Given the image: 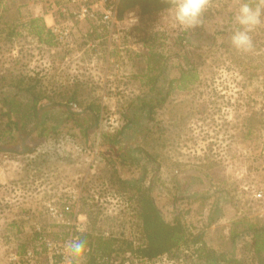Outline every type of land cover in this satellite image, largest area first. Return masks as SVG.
Returning <instances> with one entry per match:
<instances>
[{
	"label": "rangeland",
	"instance_id": "rangeland-1",
	"mask_svg": "<svg viewBox=\"0 0 264 264\" xmlns=\"http://www.w3.org/2000/svg\"><path fill=\"white\" fill-rule=\"evenodd\" d=\"M4 1L11 12L0 18V146L19 152L0 151V264H21L11 252L31 248L47 264L37 226L57 227L48 233L56 239L67 233L46 212L49 199L69 217L80 214L83 232L136 239L130 184L150 185L168 220L181 213L210 245L261 264L264 254L253 253L242 230L248 221L264 222V196L257 195L264 189V16L245 53L231 44L241 0H211L202 24L188 30L175 22L172 6L146 15L136 7L123 18L117 11L109 25L62 12L66 0ZM36 1L45 12L55 9L68 36L53 32L45 44L21 25L18 7ZM8 25L19 32L6 38ZM147 50L168 63L153 91ZM189 63L199 80L159 102L162 87ZM22 73L32 74L45 96L37 115L29 93L2 80ZM25 137L30 152H21ZM183 252L132 263L196 264L192 249Z\"/></svg>",
	"mask_w": 264,
	"mask_h": 264
},
{
	"label": "trees",
	"instance_id": "trees-1",
	"mask_svg": "<svg viewBox=\"0 0 264 264\" xmlns=\"http://www.w3.org/2000/svg\"><path fill=\"white\" fill-rule=\"evenodd\" d=\"M30 2L23 3L18 7L16 18H19L21 25L26 27L31 34L35 35L40 42L51 43L54 34L51 28L45 23L44 17L40 15H26L22 12V6ZM138 7L143 15L151 14L171 7L168 0H119L118 14L119 18L131 9ZM11 8L4 1L0 0V18H10ZM5 23L9 21L5 19ZM9 30L6 38L13 35L17 26L8 25ZM22 33L23 31L20 30ZM187 54V52H186ZM145 57L148 59V70L146 72L148 86L150 91L159 89L157 84L160 80H166L167 65L156 52L146 51ZM180 74L177 78L167 81V85L159 91L158 100L162 104L175 89L186 90L199 80L200 73L198 68L189 63V65H180ZM4 85L12 86L17 91H26L31 96V105L29 111L37 115L44 95L37 92V80L33 82L34 76L30 73H22L11 78L2 77ZM176 82V84H175ZM75 98V95L68 99ZM149 103V102H148ZM155 104L149 103V109L153 110ZM99 104L91 102L88 108L92 113L98 116ZM74 116L77 112L70 111ZM133 190L131 198L135 203V216L139 220V231L136 239L119 237L116 235H105L104 233L94 232L92 230L83 232L81 239L86 240V250L82 257L76 258L79 264H102L101 260L106 258L107 264L121 263L125 258L133 261V258L153 260L160 256L175 257L182 251L192 249V257L196 264H248L243 258L231 255L224 250H220L210 245L202 230H191L185 222L184 215L177 214L173 220H168L162 213L160 207L152 194L151 186L142 184H130ZM242 232L245 236L251 235V247L255 255L264 254V222L252 220L246 222ZM241 233V232H239ZM238 233L234 234L237 235ZM40 251L37 252V258L42 260ZM184 253V252H183ZM261 264H264V255L260 257ZM263 261V262H262ZM21 264H31L21 262Z\"/></svg>",
	"mask_w": 264,
	"mask_h": 264
},
{
	"label": "built area",
	"instance_id": "built-area-1",
	"mask_svg": "<svg viewBox=\"0 0 264 264\" xmlns=\"http://www.w3.org/2000/svg\"><path fill=\"white\" fill-rule=\"evenodd\" d=\"M119 0H66L61 7L62 12L68 13L75 18H102L103 21L109 25L113 24L117 18ZM52 31L60 38L68 36L70 33V27L61 28L58 22H55L51 26ZM258 196H264V189H260L257 193ZM76 197V195H73ZM46 212L52 217L56 218V222L66 230V237L60 239L49 236V232L57 227L51 228L49 226L38 225L40 231L39 239L37 243L45 248L44 255L47 259V264H68V253L66 251V243L75 237H80L85 229V225L81 219V215L77 217H69L66 209L59 206L55 201L49 199L46 201ZM11 258L18 260L19 262H27L31 264H44L43 261H39L35 249H28L24 254L16 251L11 252ZM102 264H107L106 258L101 260ZM72 264H79L76 258L72 259ZM112 264H133L132 261L127 258L122 263ZM168 264H176V261L171 260Z\"/></svg>",
	"mask_w": 264,
	"mask_h": 264
},
{
	"label": "clouds",
	"instance_id": "clouds-1",
	"mask_svg": "<svg viewBox=\"0 0 264 264\" xmlns=\"http://www.w3.org/2000/svg\"><path fill=\"white\" fill-rule=\"evenodd\" d=\"M211 0H168L174 9L173 19L183 29H195L202 24L203 14ZM264 0H241L234 19L240 26L231 36L232 46L241 52L252 51L254 44L250 33L262 23ZM86 250V240L75 237L66 243V251L72 264L73 258L82 257Z\"/></svg>",
	"mask_w": 264,
	"mask_h": 264
},
{
	"label": "crops",
	"instance_id": "crops-1",
	"mask_svg": "<svg viewBox=\"0 0 264 264\" xmlns=\"http://www.w3.org/2000/svg\"><path fill=\"white\" fill-rule=\"evenodd\" d=\"M31 10V13L33 15H40L44 17L45 23L51 27L55 22H57L55 14H54V10L55 9H50L49 8V12H45L43 10V5L39 2H33L31 4L25 5L23 6V10Z\"/></svg>",
	"mask_w": 264,
	"mask_h": 264
},
{
	"label": "water",
	"instance_id": "water-1",
	"mask_svg": "<svg viewBox=\"0 0 264 264\" xmlns=\"http://www.w3.org/2000/svg\"><path fill=\"white\" fill-rule=\"evenodd\" d=\"M27 138L23 139L22 151L21 152H30L33 148L28 144ZM0 151H7V152H19L17 148H9V147H2L0 146Z\"/></svg>",
	"mask_w": 264,
	"mask_h": 264
}]
</instances>
